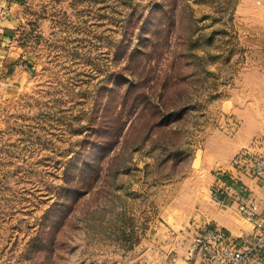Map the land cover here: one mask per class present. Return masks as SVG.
Here are the masks:
<instances>
[{
    "label": "rangeland",
    "instance_id": "rangeland-1",
    "mask_svg": "<svg viewBox=\"0 0 264 264\" xmlns=\"http://www.w3.org/2000/svg\"><path fill=\"white\" fill-rule=\"evenodd\" d=\"M262 14L258 0H26L28 65L0 94V264H154L158 227L206 226L201 151L255 127Z\"/></svg>",
    "mask_w": 264,
    "mask_h": 264
},
{
    "label": "crops",
    "instance_id": "crops-1",
    "mask_svg": "<svg viewBox=\"0 0 264 264\" xmlns=\"http://www.w3.org/2000/svg\"><path fill=\"white\" fill-rule=\"evenodd\" d=\"M263 9L262 19L264 23V0H258ZM242 4V2H241ZM23 5L12 4L6 0H0V69L2 77L0 79V94L4 96H15L14 91L18 90L22 81L20 69L24 70L28 65V60L22 55L23 48L17 43V27L22 20ZM22 65L21 66H19ZM254 76L247 78L249 110L253 109L255 117L254 128H240L236 146L227 150H221L217 142V136H209L206 145L201 151L204 158L202 166L209 168L204 181L205 207L200 209V221L210 226H217L225 229L233 238L237 240L252 241L254 236V226L251 222L243 219L237 212L235 204H219L211 200L210 185L213 181L212 168L220 165L224 170H230L228 165L230 158L240 148L248 146L253 140L259 138L264 142V72L256 69ZM250 121H252L250 119ZM253 139V137H255ZM253 139V140H251ZM248 143V144H247ZM206 161V162H205ZM209 161H211L209 163ZM241 183L249 188L250 194L257 199L255 212L264 218V178H252L242 176ZM192 238V237H191ZM186 236V232L175 234L173 231L158 227L150 239L156 254H153L154 264H201V260L194 256L189 257V250L192 239ZM191 260V261H190ZM249 264H264V250L253 254Z\"/></svg>",
    "mask_w": 264,
    "mask_h": 264
},
{
    "label": "built area",
    "instance_id": "built-area-1",
    "mask_svg": "<svg viewBox=\"0 0 264 264\" xmlns=\"http://www.w3.org/2000/svg\"><path fill=\"white\" fill-rule=\"evenodd\" d=\"M23 5L26 0H6ZM22 67V65L19 64ZM2 70L0 69V79ZM232 169L217 168L210 185L211 200L219 204H235L238 214L254 226L251 242L233 238L225 229L206 225L193 236L189 257L197 256L201 264H249L253 254L264 250V218L255 212L257 199L241 183L242 176L264 178V142L257 138L237 151L229 160Z\"/></svg>",
    "mask_w": 264,
    "mask_h": 264
},
{
    "label": "trees",
    "instance_id": "trees-1",
    "mask_svg": "<svg viewBox=\"0 0 264 264\" xmlns=\"http://www.w3.org/2000/svg\"><path fill=\"white\" fill-rule=\"evenodd\" d=\"M155 44V43H154Z\"/></svg>",
    "mask_w": 264,
    "mask_h": 264
}]
</instances>
